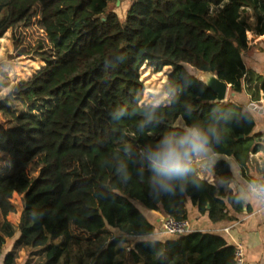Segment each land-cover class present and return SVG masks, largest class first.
Returning a JSON list of instances; mask_svg holds the SVG:
<instances>
[{"label": "trees", "instance_id": "16d2710c", "mask_svg": "<svg viewBox=\"0 0 264 264\" xmlns=\"http://www.w3.org/2000/svg\"><path fill=\"white\" fill-rule=\"evenodd\" d=\"M15 1L0 0V35L11 28L12 59L43 65L0 98V108L24 122L0 124V258L13 241L2 264H18L22 251L28 252L24 264H57L70 241L69 225L88 238L117 231L90 264H234L235 247L219 235L138 239L153 232L138 206L188 220L190 203L210 215L224 198L233 201L224 182L210 184L197 167L183 191L156 196L137 169L145 144L192 120L223 128L215 155L232 158L242 171L250 154L264 152V134L253 133L252 114L233 97L215 103V92L186 68L210 70L230 93L245 91L259 101L264 75L247 71L243 52L247 32L264 35V0H129L122 19L113 8L117 0H30L14 17ZM144 66L168 68L165 93L176 103L159 110V123L140 133L137 125L150 104L143 101ZM121 107L131 115L113 120L110 113ZM43 149L46 166L13 224L7 217L15 212L19 166ZM125 168L132 175L128 183ZM211 168L232 178L227 162ZM259 173L264 176V165ZM128 239L133 245L126 256Z\"/></svg>", "mask_w": 264, "mask_h": 264}, {"label": "crops", "instance_id": "0c3cea01", "mask_svg": "<svg viewBox=\"0 0 264 264\" xmlns=\"http://www.w3.org/2000/svg\"><path fill=\"white\" fill-rule=\"evenodd\" d=\"M252 39L255 48L248 47L251 51L247 49L243 52V60L249 73L264 75V35L255 33ZM230 97H233L252 114L255 121L253 133L264 134V94H260V100L257 102L250 101V96L245 91L233 96L231 93H227L226 99ZM219 161L227 162L232 178L238 184H243L245 180L261 177L259 170L264 165V152L250 154L249 161L243 171L232 158L215 155L197 166L199 176L210 184H214L216 181L224 182V171L211 168ZM186 206L190 232L219 235L228 245L233 247L240 245L243 248L244 264H264V209L258 203L241 204L224 198L222 204L214 205L210 215H200L190 203H187ZM138 208L153 226L152 234L140 237L139 240L167 241L176 239V237L163 232L161 225L165 216L162 213L149 211L141 206ZM128 250L129 248L126 249L127 252ZM0 264H2V258Z\"/></svg>", "mask_w": 264, "mask_h": 264}, {"label": "clouds", "instance_id": "9594fccd", "mask_svg": "<svg viewBox=\"0 0 264 264\" xmlns=\"http://www.w3.org/2000/svg\"><path fill=\"white\" fill-rule=\"evenodd\" d=\"M175 103L170 93L153 98L137 125L138 132L143 133L148 126L159 123L158 111ZM186 114L191 118L190 106ZM110 115L113 120H120L131 113L121 107ZM223 138V128L207 121L192 120L178 130L166 131L158 140L145 144L141 152L144 164L137 169V178L146 179L150 192L156 196L173 194L178 189L183 191L196 173L197 166L215 156V147ZM123 170L124 182L128 183L132 175L126 168ZM221 187L231 193L236 203L256 202L264 205V176L245 180L243 184H238L234 178L226 179Z\"/></svg>", "mask_w": 264, "mask_h": 264}, {"label": "rangeland", "instance_id": "374dc122", "mask_svg": "<svg viewBox=\"0 0 264 264\" xmlns=\"http://www.w3.org/2000/svg\"><path fill=\"white\" fill-rule=\"evenodd\" d=\"M128 1L129 0H120V6L113 7L118 11V15L121 19L123 18V12L129 4ZM30 4V0H16L12 6L10 15L12 16V13L14 17L17 14L19 15ZM33 23V28H36L35 26H37V22L33 20ZM254 34L255 33L247 32L249 48L250 46L255 48L253 45L254 40L252 39ZM248 50L251 51L250 49ZM13 54L14 44L12 30L10 27L6 26L0 35V98L6 95L7 92L20 80L29 79L35 71L43 65L40 61H32L28 58L12 59ZM186 68L191 74L197 76L199 79L201 78L203 73H199L188 66H186ZM167 71L168 68H163L161 71L155 72L150 67H142L140 74L145 87L143 95V101L145 103H151L153 98L162 96L165 93ZM228 93H230V91ZM22 123L24 122H21L18 119L15 112L0 108V124L8 126L9 124ZM44 151V149L40 150L28 162L19 166V170L22 173V181L17 185L16 191L13 193L11 200L15 207V212L9 214L7 217V220L13 224L18 223L21 211L28 205L33 197V195H31V190L39 180L42 169L46 166V163L43 161ZM108 230L109 232L106 234L100 235L96 238H88L87 235L69 225L68 232L70 234V241L57 264H90L92 255L97 252V250L101 248L109 238L117 234V231L111 228ZM12 244V240H9L6 243L3 256L9 251ZM132 245L133 240L128 239V242L123 244V247L130 248ZM27 256L28 252L22 251L17 263L24 264Z\"/></svg>", "mask_w": 264, "mask_h": 264}, {"label": "built area", "instance_id": "2783aa9c", "mask_svg": "<svg viewBox=\"0 0 264 264\" xmlns=\"http://www.w3.org/2000/svg\"><path fill=\"white\" fill-rule=\"evenodd\" d=\"M262 209L264 205L259 204ZM162 230L164 233L174 237H181L190 232L188 220H180L172 217H165L162 221ZM245 254L240 245L235 247L234 264H244Z\"/></svg>", "mask_w": 264, "mask_h": 264}, {"label": "water", "instance_id": "95a60500", "mask_svg": "<svg viewBox=\"0 0 264 264\" xmlns=\"http://www.w3.org/2000/svg\"><path fill=\"white\" fill-rule=\"evenodd\" d=\"M119 4L120 0H117L116 5L118 6ZM200 80L215 92V103H224L226 101L227 93L229 90V85L227 83L219 80L217 76L214 75L210 70L204 72ZM231 95L233 96L234 93H231Z\"/></svg>", "mask_w": 264, "mask_h": 264}]
</instances>
